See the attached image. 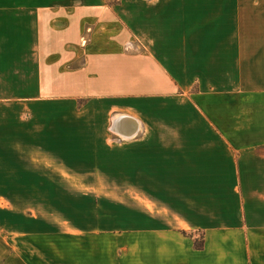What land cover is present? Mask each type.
I'll return each mask as SVG.
<instances>
[{"label": "crops", "instance_id": "crops-1", "mask_svg": "<svg viewBox=\"0 0 264 264\" xmlns=\"http://www.w3.org/2000/svg\"><path fill=\"white\" fill-rule=\"evenodd\" d=\"M38 148H93L136 239L0 207V264H264V0H0V201L56 183Z\"/></svg>", "mask_w": 264, "mask_h": 264}, {"label": "rangeland", "instance_id": "rangeland-1", "mask_svg": "<svg viewBox=\"0 0 264 264\" xmlns=\"http://www.w3.org/2000/svg\"><path fill=\"white\" fill-rule=\"evenodd\" d=\"M63 59L62 57H56V62ZM62 70V66H56L55 78H58V73L62 72ZM38 91L40 99L47 101L46 98H49L51 100L50 103L53 102V104L39 106L40 122L42 121L44 124L46 114L51 113L54 115L56 129L59 130L62 127L66 129V88L56 86L49 89L40 88ZM30 97L29 93L24 94V105L19 110L20 113L24 114L25 119L27 118L26 115H29L31 112L30 100L27 99ZM79 104L81 105V101ZM56 140L60 143L61 139L56 138ZM38 149L40 162L44 160V162L54 167L48 173L40 169L39 176L55 177L56 183L52 185H39L37 186L38 188L34 185L8 186L10 195L5 201H0V207L13 215L23 214V216H28L41 214L43 219H50L54 222L63 219L61 210L66 209V231L75 232V230L83 229L88 231L101 229L103 233L98 238L100 240L121 241L136 239L128 238L127 233L117 232V230L126 229L127 216L125 209L114 207L115 202H110V192L112 189L109 184V178L103 177L102 179L100 175L98 178L105 182L97 184L91 182L95 177L90 170L82 169L81 172L78 170L79 165H84V163L79 162L80 158L82 161L83 157H85L88 165L92 163L93 148ZM42 149H44V152ZM45 150H48V153ZM67 151L70 152V162L68 164L74 168H67L66 166ZM85 177L88 181L82 183L81 180H84ZM96 206L98 207L97 209ZM11 227H15L14 223H9L8 221V228ZM87 235L86 239L94 236V234ZM195 236L198 237V234H195Z\"/></svg>", "mask_w": 264, "mask_h": 264}, {"label": "trees", "instance_id": "trees-1", "mask_svg": "<svg viewBox=\"0 0 264 264\" xmlns=\"http://www.w3.org/2000/svg\"><path fill=\"white\" fill-rule=\"evenodd\" d=\"M185 237L190 238L194 242V247L196 249H202L203 243V234L198 233V237L195 236L194 233H182Z\"/></svg>", "mask_w": 264, "mask_h": 264}, {"label": "bare ground", "instance_id": "bare-ground-1", "mask_svg": "<svg viewBox=\"0 0 264 264\" xmlns=\"http://www.w3.org/2000/svg\"><path fill=\"white\" fill-rule=\"evenodd\" d=\"M130 120V119H129ZM134 124H136V123H134Z\"/></svg>", "mask_w": 264, "mask_h": 264}, {"label": "built area", "instance_id": "built-area-1", "mask_svg": "<svg viewBox=\"0 0 264 264\" xmlns=\"http://www.w3.org/2000/svg\"><path fill=\"white\" fill-rule=\"evenodd\" d=\"M133 136V135H132Z\"/></svg>", "mask_w": 264, "mask_h": 264}]
</instances>
